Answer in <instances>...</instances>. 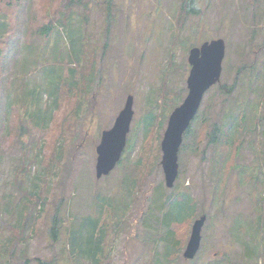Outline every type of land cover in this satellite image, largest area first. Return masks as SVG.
Instances as JSON below:
<instances>
[{"label":"rangeland","instance_id":"374dc122","mask_svg":"<svg viewBox=\"0 0 264 264\" xmlns=\"http://www.w3.org/2000/svg\"><path fill=\"white\" fill-rule=\"evenodd\" d=\"M67 1L59 0L57 5ZM102 1L84 0L88 6L75 5L77 17L80 13L87 17L88 26L82 31L87 32L96 48V69L101 68L102 79L90 92L93 98L83 103L81 122L74 134L62 142L64 152L59 160L52 150L58 136L53 123L48 131L28 126L19 135L16 126L21 110L18 107L7 110L9 88L13 90V98L14 89H20L25 81L30 87L42 84L43 74L30 73L25 81L21 79L30 56L24 48L16 60L11 56L6 63L0 83L3 87L0 88V264H22L27 258L29 264H42L37 259L49 262L56 257L57 264H224L225 257L241 261L244 246L238 236L249 237L252 228L248 226L253 221L244 224L241 232L239 224L256 217L251 193L256 187L254 195L261 196L263 188L257 151H264V0H198L200 13L184 21L179 15L178 22L181 0H112L110 14ZM12 3L18 5L15 0ZM52 3L53 0L19 1V7L16 10L14 7L8 18L9 22L12 20L10 25L14 31L11 33L21 37L18 30L26 24L29 15L33 19L29 24L31 30L43 25ZM15 20L18 21L14 23ZM214 38H223L226 42L221 82L233 86V90L222 91L216 84L205 94L200 109L203 113L211 111L213 123L237 108H245L248 125L258 127L255 132L245 130V146L238 154L235 169L225 172L222 179L213 180L209 156L204 159L202 153L188 154L180 162L179 154L180 169H184L182 177L188 178L186 184L198 201V212L205 211L207 220L202 229L201 248L193 261L186 260L183 254L193 222L200 215L183 224L182 232L175 231L183 245L175 258L168 259L167 242L154 235L155 230L145 223L149 222V210L154 205L152 196L159 184L165 182L163 170L155 169L152 164L153 152L157 151V128L145 149L140 136L131 159L134 161L143 155L146 168L143 177L146 191L140 193L136 202L131 200L124 182V166H117L107 177H96V147L102 132L114 125L128 95L134 96L129 137L132 126L147 111H161L167 120L170 102L176 100L180 104L188 93L190 48ZM21 39L27 43L24 37ZM61 43L68 47L64 38ZM49 45L52 49L54 42ZM47 100L44 96L43 103ZM64 102L71 107L73 99L65 98ZM259 117L263 118L261 124H258ZM166 124L167 121L163 131ZM202 139L199 135L201 151L207 142ZM251 142L257 148L255 151L250 148ZM41 144L44 146L40 147ZM126 147L127 144L123 154ZM261 172L263 175L264 170ZM33 197L43 200L47 197V203L41 204L40 216L34 214V208L28 212L31 202L27 199ZM16 205L22 211L27 209L22 216L25 222L19 229L4 223L16 221V215L11 218L5 211L8 206L15 208ZM56 206L60 207L67 224L60 238L54 240L49 229ZM89 219L96 220V224H90ZM79 229L84 237L77 242L69 234ZM11 236L15 237V244L11 243L10 254L6 249ZM91 238L94 242L100 241L103 247L98 260L91 255L88 244Z\"/></svg>","mask_w":264,"mask_h":264},{"label":"trees","instance_id":"16d2710c","mask_svg":"<svg viewBox=\"0 0 264 264\" xmlns=\"http://www.w3.org/2000/svg\"><path fill=\"white\" fill-rule=\"evenodd\" d=\"M15 1L18 5L13 4L12 0L0 2V83L4 69L7 67L6 63L11 59V56L13 60H16V56L22 48H24L26 52L28 51L32 58L28 56L29 59H27L24 64L25 68L23 74L21 73V79L25 81L28 74L38 72L43 74V79L45 80L42 84L36 85L35 87H30L27 83L28 81L23 82L20 89H14L15 97L13 98L11 97L13 90L9 88L7 96L10 101L8 102L7 110L10 111L12 110L11 108L14 107H18V109L21 110L22 116L19 118L20 122L18 126H16V129L20 130L19 135H22L23 131H27L28 126L33 129L37 128L40 131H48L47 129L51 126V123H53L55 129L58 131V136L56 145L52 150L54 153H57L55 157L59 160L64 152L62 142L68 138L69 135L74 134L76 126L81 122L80 110L83 107V103L87 99L91 100L90 97L93 98L90 92L95 89V86L100 84L102 79L101 68H98V70L96 69V61L98 59L96 48H93V44L90 43L87 32L82 31V28L85 30L88 26L87 17L86 15L83 17L81 13L78 14V17L76 15L77 9L75 5L83 4L88 6V3H85L84 0H68L64 5L58 6L59 0H53V3L50 4L49 11L46 12L45 15L47 22L31 30L32 28L29 24H31L33 19L29 15L26 24L22 26V29L18 30L21 35L20 37L11 33L14 30L10 25L12 20L9 22L8 18L13 14L14 7L15 10L19 7V1L25 0ZM111 1L112 0L102 1L105 4V11L108 10V14H110ZM197 1L198 0H181L179 14L176 17L177 22L179 20V15L183 17L184 21L192 15L200 13V5ZM17 21L18 20H15L14 23ZM63 34L65 35L63 36ZM22 37L26 39V44L22 41ZM62 38H64L65 44L68 45L67 48L61 43ZM53 42L54 47L51 49V45L49 44ZM218 84L222 91L231 93L233 90V86L223 84L221 81ZM0 88L3 89L1 85ZM6 90L7 88H5V92ZM185 90H187L186 87ZM210 90L211 88L208 92ZM167 95L168 94H166V96ZM44 96L48 99L45 104L43 103ZM178 97L181 98L182 96L178 95ZM65 98L73 99L71 107H68L67 103L64 102ZM171 102L170 112L168 111L169 115L173 109L179 105V101L175 100ZM202 111L203 109H199L196 117L184 134V140L179 152L180 162L188 154L198 155L202 153L204 159L209 156L211 158L209 168L211 169V176L215 181L216 179H222L225 172H230L231 169H235L234 164L238 158V154L245 146V130L253 129L252 132H255V128L258 127V125L255 127L248 125V117L245 108H237L235 112L227 114L222 119L216 120L213 123H211V111L204 113ZM156 119L158 120L157 122ZM262 119V117L257 118L258 124L262 123ZM166 121L168 122V119H164V114L161 113V111H147L138 119L135 125L132 126L131 135L129 134L130 137L128 136V140H130L127 142L126 153L122 155L117 166L118 168L124 166L123 168L126 171L124 182L132 197L131 200L134 202L138 200L141 192L146 191L143 185V177L146 174L144 156L140 154L136 160H131L135 153V147L138 144L137 140L139 141L140 136L142 137L143 143L145 142V144H143L145 149L147 141L155 132L154 128H157V146L155 147L157 151L153 152L154 160L152 164L155 169H159L160 171L163 170L161 164V144L159 140L163 138L165 131V129L163 131V128ZM199 135H202L203 139H207L206 147L203 151H201L198 144ZM249 145L254 151L257 149L252 142ZM43 146L44 145L41 144L40 147ZM209 151L211 153H209ZM257 156L259 157V161H261L258 173L261 175L260 182L263 178L262 183H260L263 188L261 190V196L259 195L257 197L254 195L257 192L256 187H254L251 193L256 217H253V219H246V222H241L238 228L241 232V229L244 228V224L246 225L253 221L252 226H248L252 228V233L249 237L245 235L238 236L241 244L244 246L243 253L241 252L240 254L242 260L233 261L231 258L227 259V257H225L222 261L224 264H264V172L263 175L261 172L264 170V151H257ZM183 170V167L179 170L180 176L178 175L173 185L174 187L172 186L173 188L168 187L165 182L159 184L158 190L152 196L155 197L152 209L156 207V213H153L152 209L149 210V222L145 219V223L150 225L152 230H155L153 234L162 237L167 242L168 246L165 256L168 259L171 256L175 258L177 251L182 249L181 246L183 243L177 238L175 231L182 232L183 224L192 221L196 216L205 214V211L199 210L200 212H198V201L192 196L190 187L186 184L188 178L182 177ZM238 171L241 172L240 170ZM107 176H109V174L106 175V177ZM17 179L19 178L17 177ZM162 197L163 200L160 201L159 199ZM27 201H30V204L34 205L31 208L29 204L28 212L32 211L34 208V214L40 216L43 211L41 204L45 205L47 203V197L44 200L41 197H33L27 199ZM10 202H12V200H10ZM37 207L40 208L37 209ZM24 210L27 211L25 208H23L22 211V207L20 208L17 205L15 208L8 206L5 211L9 213V217L13 218L15 215L17 217L15 222L4 221V223L6 222L10 227L22 228L25 222L22 217L25 214ZM153 214L156 215L152 216ZM88 221H91L90 224L92 225H95L97 222L93 219H89ZM105 221H107V219H105ZM66 224V220L61 216L60 207L56 206V211L52 214V222L49 229L52 239L56 240L60 238ZM235 226L238 227V224L236 223ZM246 231L250 233L249 228H246ZM70 235L71 238H75L77 242H80L81 238L84 237L81 229L73 231L69 234V237ZM93 238L90 239L88 244L90 245L92 258L98 260V257L101 256L104 251L100 241L94 242ZM14 240L15 237L13 238V236L8 239L6 250L9 251L10 254L12 253L11 243L12 245L13 243L15 244ZM71 246L72 244H70L69 248H71ZM55 259L57 260L58 258L56 257L49 262L41 259L37 260L42 264H57ZM29 260L30 259L27 258L22 264H29ZM193 263H195V261Z\"/></svg>","mask_w":264,"mask_h":264},{"label":"water","instance_id":"95a60500","mask_svg":"<svg viewBox=\"0 0 264 264\" xmlns=\"http://www.w3.org/2000/svg\"><path fill=\"white\" fill-rule=\"evenodd\" d=\"M225 53L226 43L223 38L207 40L189 51L191 68L187 78L188 93L183 102L171 112L161 141V164L168 187L174 185L179 173V151L184 134L194 120L207 90L221 80ZM133 102V95H128L114 125L102 132L96 147L98 178L109 174L122 156L134 115ZM206 219L207 216L203 214L194 220L183 254L185 259H193L198 253Z\"/></svg>","mask_w":264,"mask_h":264}]
</instances>
